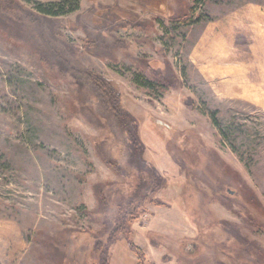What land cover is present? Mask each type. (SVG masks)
<instances>
[{"label":"rangeland","instance_id":"1","mask_svg":"<svg viewBox=\"0 0 264 264\" xmlns=\"http://www.w3.org/2000/svg\"><path fill=\"white\" fill-rule=\"evenodd\" d=\"M0 264H264V0H0Z\"/></svg>","mask_w":264,"mask_h":264},{"label":"trees","instance_id":"2","mask_svg":"<svg viewBox=\"0 0 264 264\" xmlns=\"http://www.w3.org/2000/svg\"><path fill=\"white\" fill-rule=\"evenodd\" d=\"M66 4V3H65ZM65 4L63 3H44V2H37L36 5V9L41 12L44 16H59L65 13V11H62V8H64ZM32 13H28V16L33 17ZM78 64H76L75 67H77ZM86 75H88V77L92 80V82L94 84H96L98 86V94L100 97H102L103 99V94L105 93L107 97L110 98V96L112 97V102H109L108 104L110 105V108L117 113V115L119 116H123V118L125 119L127 116H130L128 112H126L123 107H120L118 105V101L116 100L117 98L115 97L117 95V93H115V90L117 92V89L112 86V84L109 83V81H105L102 80V78H100L99 76H97L95 73H93L92 71H87L84 70L83 71ZM105 90V91H101L100 88ZM110 94V96L108 95ZM108 100V99H107ZM116 100V101H115ZM109 101V100H108ZM107 102V101H106ZM131 118V116L129 117ZM132 119V118H131ZM129 124V123H128ZM136 126V125H135ZM137 128V127H136ZM128 130L130 132V137H131V144H133L134 146H136L139 150H143L144 149V145L142 143V141L139 138V135L137 134V132H135V128H133L131 125H129ZM155 175L159 176V180H158V184L160 185L162 183L163 179L158 172L155 173ZM162 186V185H161ZM143 196H145V194H143ZM159 203V202H158ZM120 213L122 214V217H119V224H126L129 222V220H127L129 218L128 215H130L133 211V208L129 205H124L121 207L120 204ZM135 216V215H134ZM133 218V217H132ZM131 220V219H130ZM118 224V225H119ZM122 225V226H123ZM124 237L129 239L128 233H127V227L123 233Z\"/></svg>","mask_w":264,"mask_h":264}]
</instances>
